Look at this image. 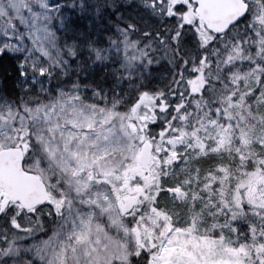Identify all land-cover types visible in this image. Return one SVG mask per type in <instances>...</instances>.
<instances>
[{
  "label": "snow or ice",
  "instance_id": "snow-or-ice-1",
  "mask_svg": "<svg viewBox=\"0 0 264 264\" xmlns=\"http://www.w3.org/2000/svg\"><path fill=\"white\" fill-rule=\"evenodd\" d=\"M0 264H264V0H0Z\"/></svg>",
  "mask_w": 264,
  "mask_h": 264
}]
</instances>
